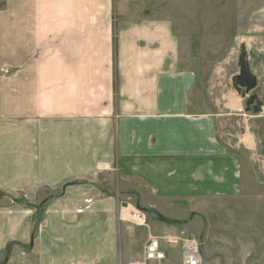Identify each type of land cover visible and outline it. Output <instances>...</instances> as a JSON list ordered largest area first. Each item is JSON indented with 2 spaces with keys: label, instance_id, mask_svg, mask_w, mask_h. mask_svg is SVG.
<instances>
[{
  "label": "crops",
  "instance_id": "obj_1",
  "mask_svg": "<svg viewBox=\"0 0 264 264\" xmlns=\"http://www.w3.org/2000/svg\"><path fill=\"white\" fill-rule=\"evenodd\" d=\"M133 1L111 20L94 0H0V264H181L187 227L168 212L228 202L250 177L194 107L164 0ZM127 192L164 260L144 259L148 241L130 253Z\"/></svg>",
  "mask_w": 264,
  "mask_h": 264
},
{
  "label": "rangeland",
  "instance_id": "obj_2",
  "mask_svg": "<svg viewBox=\"0 0 264 264\" xmlns=\"http://www.w3.org/2000/svg\"><path fill=\"white\" fill-rule=\"evenodd\" d=\"M133 2L94 0L98 4L95 14L124 19L130 14L124 7ZM156 5H161L159 12L174 24L182 68L196 73L197 85L190 97L194 107L217 117V136L237 152L250 175L230 201L208 203L195 213L179 207L180 213L169 211L167 220L187 227L182 237L199 243L203 264H264V132L254 123L253 112L244 111L245 101L231 81L239 72L237 60L243 44L250 69L258 77L254 92L264 103V0H164ZM129 195L123 198V208L141 210L135 196ZM144 213L145 225L128 217L126 211L123 220L119 219L133 234V255L149 241L148 226L155 219L152 209Z\"/></svg>",
  "mask_w": 264,
  "mask_h": 264
},
{
  "label": "water",
  "instance_id": "obj_3",
  "mask_svg": "<svg viewBox=\"0 0 264 264\" xmlns=\"http://www.w3.org/2000/svg\"><path fill=\"white\" fill-rule=\"evenodd\" d=\"M239 68L238 74L232 77V88L243 99L246 113L252 111L254 114V123L260 128V133L264 132V103L255 93L257 87V77L252 73L247 59V50L245 45H241L237 60ZM126 204H124L125 206Z\"/></svg>",
  "mask_w": 264,
  "mask_h": 264
},
{
  "label": "built area",
  "instance_id": "obj_4",
  "mask_svg": "<svg viewBox=\"0 0 264 264\" xmlns=\"http://www.w3.org/2000/svg\"><path fill=\"white\" fill-rule=\"evenodd\" d=\"M125 208L121 210L120 220L125 217ZM134 218L139 225L146 224V215L141 210H132ZM181 246V264H203L199 243L194 239L183 238L180 240ZM144 259L146 261H160L165 259V253L161 249L160 239L156 237H149V241L144 250Z\"/></svg>",
  "mask_w": 264,
  "mask_h": 264
},
{
  "label": "bare ground",
  "instance_id": "obj_5",
  "mask_svg": "<svg viewBox=\"0 0 264 264\" xmlns=\"http://www.w3.org/2000/svg\"><path fill=\"white\" fill-rule=\"evenodd\" d=\"M132 210H134L133 208H131V206H127L125 208V211L127 213V216L130 217L131 219L133 220H136V218L133 217V215L131 214L132 213Z\"/></svg>",
  "mask_w": 264,
  "mask_h": 264
}]
</instances>
